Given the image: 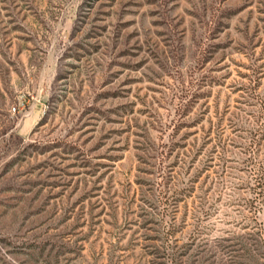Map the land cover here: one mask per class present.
I'll list each match as a JSON object with an SVG mask.
<instances>
[{"label": "rangeland", "instance_id": "374dc122", "mask_svg": "<svg viewBox=\"0 0 264 264\" xmlns=\"http://www.w3.org/2000/svg\"><path fill=\"white\" fill-rule=\"evenodd\" d=\"M252 214L264 0H0V264H222Z\"/></svg>", "mask_w": 264, "mask_h": 264}, {"label": "trees", "instance_id": "16d2710c", "mask_svg": "<svg viewBox=\"0 0 264 264\" xmlns=\"http://www.w3.org/2000/svg\"><path fill=\"white\" fill-rule=\"evenodd\" d=\"M254 173L255 171L253 172L252 176H254ZM260 178H263V176L260 175ZM256 199L257 196H253V201ZM198 211L200 214L203 213L206 214L208 212L207 209H204V207L201 205L198 207ZM199 216L200 215H198L197 219L199 218ZM250 218L254 220V225H252V227L256 229L255 231V234L257 235V237L255 238L256 245L253 243L252 247H246L240 244L238 250V252L240 253L238 254H233L231 252L226 253L225 255H223L224 260L222 264H264V222L262 220H259L257 216L255 215L253 216V214L250 215ZM195 231L200 232L198 227H196ZM223 247H225V245H223ZM223 253H225V251H223ZM257 258L261 260L260 263H258Z\"/></svg>", "mask_w": 264, "mask_h": 264}]
</instances>
